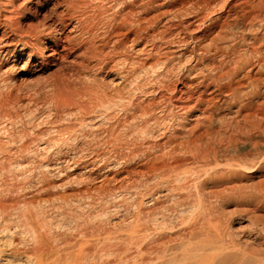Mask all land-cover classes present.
<instances>
[{
  "label": "bare ground",
  "instance_id": "obj_1",
  "mask_svg": "<svg viewBox=\"0 0 264 264\" xmlns=\"http://www.w3.org/2000/svg\"><path fill=\"white\" fill-rule=\"evenodd\" d=\"M15 3L3 7L13 11ZM57 4L64 9L58 23L69 17L90 36L79 39L87 61L117 72L115 97L103 90L102 107L124 110L105 152L83 145L103 163L102 174L77 173L79 163L63 161L69 166L59 176L74 173L57 185L55 221L47 216L65 245L59 264H264V0ZM43 32L33 35L36 46ZM22 46L20 57L35 54L33 44ZM0 49V64L16 60L11 47ZM44 212L42 199L0 206V264L23 263L12 250L13 229L47 242L38 222ZM109 240L114 250L98 252ZM119 240L126 249L116 250ZM34 261L44 264L42 250Z\"/></svg>",
  "mask_w": 264,
  "mask_h": 264
},
{
  "label": "rangeland",
  "instance_id": "obj_2",
  "mask_svg": "<svg viewBox=\"0 0 264 264\" xmlns=\"http://www.w3.org/2000/svg\"><path fill=\"white\" fill-rule=\"evenodd\" d=\"M4 2L5 0H0L2 4L0 5V40L2 39L0 48L11 47L16 52L14 57V60H16L13 61V58H9L6 62L4 61L0 64L3 67L5 66L0 71V133L3 131L2 134L7 133V139L6 136L4 137L0 134V154H3L2 152H4V155L5 153L6 155L8 154L3 156L4 158L0 156V206L4 205L10 209L17 202L24 200H44V216H41L38 222L44 225L42 233L48 239L47 242L38 243L33 240L29 231L22 235L20 229H13L15 231H13L15 243L12 250L19 255L23 262L22 264H25L30 259L34 261L39 250L44 252V264H59L66 252L65 245L62 241L57 240L60 232L52 227L50 220L55 221L54 219L58 213V210L53 205L54 202L56 204L59 203L57 201L62 190L57 185L62 184L74 171H69L63 176H59L58 173L63 171L66 165L68 167L69 163L72 165L77 162V164H80L75 168L77 173L86 171L85 173H90L94 176L102 174L101 166L103 163L97 160L95 154H90L88 151L83 153L84 149L82 148H84L83 145L85 143L86 148L88 145L94 146L98 144L99 148H101L99 149L100 152H105L106 149L103 145L105 141H108L109 132L117 121L122 122L124 110L121 107H117L115 110H106L102 107V100L105 96L100 95L104 90L111 95V98H114L115 95H113L111 89L113 86L112 81L116 85L119 77L116 71H100L93 60L92 62L87 61L83 53V44H81L79 39L81 38L85 42L90 36H82L77 30L76 21L69 20V17L64 18L63 25L58 23V15L64 9L58 6L57 0H15L13 11L11 9L5 10L3 7ZM55 24L58 27H55ZM59 24L67 27L60 31ZM43 26H46L44 30ZM69 27L71 28L69 29ZM13 29H15V32ZM45 30L50 31L46 32ZM37 32H43L40 34L38 46H36V42H34L36 38L33 36ZM55 36L58 37V43L54 41ZM23 44H28L29 47H32L31 45L33 44L35 54L32 57L28 58L27 54L20 57ZM29 47L25 46V50L29 49ZM124 61L122 57L118 63H123ZM120 95L128 96L126 91L120 93ZM91 96L93 97L91 98ZM69 97L70 100L68 99ZM125 105L127 106L128 104L125 102ZM11 122L14 125H10ZM19 130L23 133L19 134ZM95 132L99 136L97 138L98 141L94 139ZM8 133L12 134L13 140ZM60 140V145H57L59 144L57 141ZM12 142L15 144L13 145ZM43 143L48 147L47 149L42 146ZM27 148L32 151V154L29 153L30 151L28 152ZM72 148L81 153L74 156ZM12 149L16 152H12ZM34 150L39 152L36 151L37 154H34ZM66 158L70 162L65 165L63 161ZM59 161L61 162L59 163ZM54 163L58 165L56 166ZM47 165L50 167H47ZM36 166L38 170L34 169ZM87 166L88 168L85 169ZM49 172L53 173L49 175ZM107 175L112 176L111 173ZM47 216H50L51 219L49 217V220ZM12 225L13 223L10 226ZM105 242L113 243V245L109 246ZM105 242L101 246L100 244L98 245V252L114 250V244H116L114 240ZM118 242H121V244L116 250L126 249V244L123 243V240ZM25 254L31 255V257ZM34 264H38V262L34 261Z\"/></svg>",
  "mask_w": 264,
  "mask_h": 264
}]
</instances>
